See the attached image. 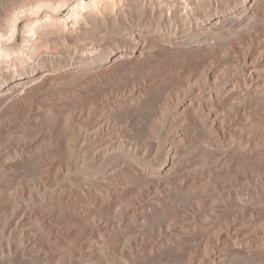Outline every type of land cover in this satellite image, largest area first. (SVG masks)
<instances>
[{
    "label": "bare ground",
    "instance_id": "6f19581e",
    "mask_svg": "<svg viewBox=\"0 0 264 264\" xmlns=\"http://www.w3.org/2000/svg\"><path fill=\"white\" fill-rule=\"evenodd\" d=\"M38 99L52 167L92 173L33 186L34 213L6 176L48 164L28 114L13 134ZM10 131L0 264H264V0H0Z\"/></svg>",
    "mask_w": 264,
    "mask_h": 264
},
{
    "label": "rangeland",
    "instance_id": "374dc122",
    "mask_svg": "<svg viewBox=\"0 0 264 264\" xmlns=\"http://www.w3.org/2000/svg\"><path fill=\"white\" fill-rule=\"evenodd\" d=\"M65 14H66V10L63 11L62 15H65ZM24 22H25V21H23V22L21 23L20 27H19V33H18V40H17V43H21V41H22V36H21V31H20V29H21V27H22V25H23ZM108 36H109V34H108V32H107V37H108ZM63 58H64V57H63ZM73 85H74V84H71V83H68V84H67V83H64L61 87H62V88H66V89H68V88H71ZM67 86H68V87H67ZM43 105H44L43 100L38 99V101H36V102L33 104V106L31 107V110H28V112L26 113V115L24 114V115L22 116V115L20 114V115L22 116V117H21L19 114H18V116H17V114H16V115H14V116L11 117L12 120H15V122H14V130H13L14 133H13L12 131H10V134H11V132H12L13 134L16 133V136L20 135V134H18V132H19L18 129H16V128H19L20 120H22V118H25V116H27V114H28V116L30 117V118H29V117L27 116V117L29 118V119H28V118H27V119H28L29 121L31 120V123H30V127H31V128H30L29 131H28V134H27L28 136H27L26 141H25V140H24V141H25V143H26L28 146H29L30 144L33 145V147H32V145H30V146L32 147V148H31L32 150L30 149L32 152L35 151V152L38 153V151H39V153L37 154V157H36V158H38V157L40 156V152H41V153H42V152L44 153L45 151H47V150H49V149H50V152H51V148H49L50 146H49V143H48V140H47V139H48V136H49V132H48V130H47V133H48V134L45 133L46 130L44 131V129H47V128L45 127L46 125H44V122L40 121V120H47V119H48L47 112L45 111V108L43 107ZM40 107H41V108H40ZM29 111H30V112H29ZM45 112H46V113H45ZM45 114H46L47 118L45 117ZM37 115H38V116H37ZM18 119H19V120H18ZM17 121H18V122H17ZM39 124L44 125V127L41 128L42 126L39 125ZM34 126H35V127H34ZM37 127L40 128V130H39V129H36ZM15 130H16L17 132H15ZM37 130H38V131H37ZM41 130H42V131H41ZM10 134H8V136H9ZM13 134H11L12 136L10 135V137H7V138H6V135L3 134L4 137H5L6 139L3 137V135H1L3 138L0 137V139H3V141H4L3 143L8 144V147H7V145H5V144H4V146H2L3 143H1V144H0V148H1V149H3L2 147H4V148L6 147V148L9 149V146H10V147L13 146L11 140H9L8 138H11V139L16 138V140L19 139V138H17L15 135H14V136H15V137H14ZM47 135H48V136H47ZM41 139H42V140H41ZM5 140H6V142H7L8 140H9L10 142L8 141V143H6ZM27 140H28V141H27ZM0 141L2 142V140H0ZM12 141L14 142L15 145H17L18 142H19V140H18V141H16V143H15V139L12 140ZM42 141H43L44 143H43ZM45 141H46L48 144H46ZM20 142H21V141H20ZM22 142H23V141H22ZM27 142H28V143H27ZM35 142H36V143H35ZM37 142H38V143H37ZM39 142H40V143H39ZM41 142H42V143H41ZM34 144H35V145H34ZM15 145H14V146H15ZM44 145H45V146H44ZM73 145H74V148H75L76 143H73ZM1 146H2V147H1ZM30 146H29V147H30ZM46 146H47V147H46ZM48 146H49V147H48ZM77 146H78V145H77ZM77 146H76V149H77V150H76V149H73V150H74V154H73V155H74V159H76L75 157L77 156V151H78V147H77ZM40 147H41V148L44 147V148L41 149ZM6 148H5V149H6ZM36 148H37V149H36ZM5 149H3V151L0 150V152H1V153H2V152L5 153L6 150H8V149H6V150H5ZM45 149H47V150H45ZM37 150H38V151H37ZM41 150H42V151H41ZM43 150H44V151H43ZM1 153H0V154H1ZM33 153H34V152H33ZM43 153H42V155H45V156H47L46 154L49 155L48 152H46V154H45V153L43 154ZM34 154H36V153H34ZM196 154H197V153H194L193 155L195 156ZM38 155H39V156H38ZM193 155H191V157H194ZM45 156H43V157L45 158ZM41 157H42V156H41ZM41 157H39V158H40V161H41V159L43 158V157H42V158H41ZM55 157H58V156H56V154H54V153H50V155L47 157V161L45 160V162L48 163V164L45 163L46 165H43V167H44V170L42 169L43 172H42V171H41V172L39 171L40 168H38V165H37V164H40V163H39V160H37V164H36V165L34 164V166H37V168L34 167V168H35V171H34V170H28V171H25V170H23V169H22L21 171L18 170V171H16V172L12 173L13 175H12V174H8V175L6 176V177H7V178H6L7 181H6V180H4V181L1 180L2 183H4V182L6 181V183L9 184V185H10L11 182H13V183H14V186H15V185L17 186V185L19 184V182H21V180H22L21 183L24 184V182H25V180H26L25 185L29 184L30 187H31V186H32V187L35 186V188H36L37 190L33 187V188H34V191H33L34 193L32 192V193H33V197H34L35 202L33 203V205H31L32 202H31L30 200H29L30 202L27 201V202L29 203V205H31L30 207H31V208L33 207V209H32L31 211H34V213H35V211L37 212V208H40V207L38 206V203L36 202L37 200L35 199L36 196H37V194L35 193L36 191H38L39 189L41 190V191L39 190L40 192H43L44 190H45V191L47 190V192H46L47 194H48V192L51 193V194H54L55 192L57 193V191L60 190V192L58 193V195H61L62 190L65 189V190L63 191L62 195H63L64 193H65V194H68L69 191L66 190V189H67L66 185L68 186V183H70V181L67 179V178H69V175H70V179H71V181H72L74 178H75L74 180L80 178V177L77 178L78 175L81 176V175H83V174H87V175H88L89 173H92L91 171L80 170L79 168H77V169H75V170H74V169L70 170L69 172H71V171H72V172L69 174V172L67 173L68 169L65 167L66 165H65L64 162H60V164H59V162L57 163V164H59V168H58V165H57V167H52L53 165L56 166V163L53 164V162H56V161H58V160L60 159V158L57 159V158H55ZM191 157H190V158H191ZM200 157H201L200 154H197V155L194 157V159H193L194 162H197V163L200 162V161H201ZM44 158H43V159H44ZM54 158L56 159V161H54V160H55ZM43 159H42V160H43ZM191 159H192V158H191ZM199 159H200V161H199ZM52 161H53V162H52ZM59 161H60V160H59ZM191 161H192V160H191ZM35 163H36V161H35ZM41 163H42V161H41ZM49 163H50V164L52 163L51 166H49ZM89 163H91V162H88V164H89ZM40 165H41V164H40ZM40 165H39V166H40ZM64 165H65V166H64ZM47 166H48V168H47ZM45 167H46V169H45ZM61 167H62V168L64 167L65 169H64V168L62 169ZM54 168H55V169H54ZM37 169H38L39 172L37 171ZM50 169H53V170H56V169H57L56 174H54L55 171L53 172V170H50ZM59 169H60V170L62 169L61 171H62L65 175H64ZM63 170H64V171H63ZM65 170H67V171L65 172ZM78 170H79V171H78ZM44 171H45V172H44ZM51 171H52V172H51ZM33 172H34V173H33ZM36 172H37L38 174H36ZM85 172H87V173H85ZM42 173H43V174H42ZM66 173H67V175H66ZM72 173H73V174H72ZM18 174H19V176H18ZM53 174H54V175H53ZM58 174H59V175H58ZM41 175H42V176H41ZM71 175H75L76 177H74V176L71 177ZM94 175H95V174H94ZM29 176H30V177H29ZM43 176H44V178H43ZM59 176H60V177H59ZM63 176H64V177H63ZM65 176H67V178H66ZM199 176H200V175H199ZM58 177H59V179H60L61 177H62L63 179L61 178V179L59 180ZM40 178H41V179H40ZM64 178L67 179L69 182L66 181ZM16 179H17V180H16ZM63 180H64V181H63ZM74 180H73V181H74ZM14 181H15V182H14ZM23 181H24V182H23ZM17 182H18V183H17ZM41 182H42V183L44 182V183H43L44 186H43V184H42ZM52 182H53V183H52ZM61 182H62V183L65 182V183H64V186H63V184H62ZM66 182H67V183H66ZM2 183H1V184H2ZM38 183H39V184H38ZM54 183H55V184H54ZM59 183H61V184L59 185ZM41 184H42V186H41ZM11 185H12V183H11ZM11 185H10V186H11ZM25 185H24V186H25ZM45 185H47V186H51V187H47V186L45 187ZM56 185H57V187H56ZM16 186H15L13 189L16 188V190H18L19 188H21V184L18 185V186H20L19 188H17L18 186H17V187H16ZM24 186H23V187H24ZM58 186H60V187H58ZM37 187H41V188H37ZM63 187H64V189H63ZM65 187H66V188H65ZM56 188H58V189L61 188V189L57 190ZM43 189H44V190H43ZM50 189H51V192H50ZM54 189H55L56 191H55ZM35 190H36V191H35ZM48 190H49V191H48ZM52 190H54V191H52ZM67 191H68V192H67ZM52 192H53V193H52ZM66 192H67V193H66ZM209 192H210V191H209ZM216 192H217L216 190H215V192L213 191V193H216ZM211 193H212V192H210V194H211ZM35 194H36V195H35ZM65 194L63 195V197H66V196H67V195H65ZM208 194H209V193H208ZM38 195H39V193H38ZM54 195H55V194H54ZM62 195H61V196H62ZM211 195H212V194H211ZM213 195H214V194H213ZM25 197H27V196H25ZM25 197H24L23 200L21 199V197H20V199L18 200V201H19L18 203H20L19 205L23 204L22 202H25V203L22 205V206H24V205L26 204L25 207H24L25 209H24L22 206H20L19 208L22 209V210L24 209V210H23L24 213H27L26 215L30 216V215H29L30 212H29L28 210H26V209H27V204H28V203L26 202L27 198H25ZM28 199H29V198H28ZM20 200H22V202H21ZM30 203H31V204H30ZM34 204H37V206L35 205L36 208H35ZM29 205H28V206H29ZM21 207H22V208H21ZM30 207H29V208H30ZM1 208L3 209V207H1ZM1 208H0V209H1ZM31 208H30V209H31ZM34 208H35V210H34ZM20 209L17 210V208H16V211H15V212H17V211H18V212L22 211V210H20ZM38 210H39V209H38ZM27 211H28L29 213H28ZM0 212H1V210H0ZM15 212L12 213V214H14V215L17 214V213H15ZM10 214H11V212H10ZM12 214L10 215V219H12V216H13V218H14V215H12ZM206 214H207V215H206V219H207V218L210 219V220H208V219H207V220H208V222H211L212 216L210 215V213L208 214V213L206 212ZM209 215H210L211 218L209 217ZM213 218H214V217H213ZM0 219H1V213H0ZM10 219H9V220H10ZM161 220L164 222L163 218H160V221H161ZM213 220H215V219H213ZM213 220H212V221H213ZM0 221H1V220H0ZM162 221H161V223H163ZM159 223H160V222H159ZM4 229H5V228H4ZM6 232H7V231H6ZM6 232H5V230H4V232H3V233H5V237H7V236H6V234H7ZM43 236H44V235H43ZM43 238H44V237H42L41 240H43ZM44 239H45V238H44ZM36 240H37V239H36ZM1 241H3V240H1ZM1 241H0V247L2 246L1 248H2V249H5V243L2 244ZM4 242H5V240H4ZM37 242H38V241H37ZM37 242H36V244H37ZM38 243H39V242H38ZM1 244H2V245H1ZM26 245H27V244H26ZM37 245H38V247H37ZM37 245H36V247H34V244L31 243V244H30V246H31V247H30V250H31V249H34V250L38 249V248H39V244H37ZM3 247H4V248H3ZM32 247H33V248H32ZM0 250H1V249H0ZM36 251H38V250H36Z\"/></svg>",
    "mask_w": 264,
    "mask_h": 264
}]
</instances>
